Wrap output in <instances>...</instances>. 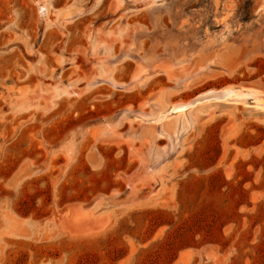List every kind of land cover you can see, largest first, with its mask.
Listing matches in <instances>:
<instances>
[{"label":"rangeland","instance_id":"374dc122","mask_svg":"<svg viewBox=\"0 0 264 264\" xmlns=\"http://www.w3.org/2000/svg\"><path fill=\"white\" fill-rule=\"evenodd\" d=\"M225 86L264 0H0V264H264V110L173 109Z\"/></svg>","mask_w":264,"mask_h":264},{"label":"bare ground","instance_id":"6f19581e","mask_svg":"<svg viewBox=\"0 0 264 264\" xmlns=\"http://www.w3.org/2000/svg\"><path fill=\"white\" fill-rule=\"evenodd\" d=\"M146 3L147 4H151V3L155 4L156 0H146ZM226 29H228V28H226ZM229 33L230 32H228L226 34V31H225L224 33H222L216 37V40L218 41L219 45H222L223 43L226 42V40L228 38L227 36ZM218 91H222V94L214 96L211 93L212 91L211 92H204V93H201L198 96H196L194 99L187 101L186 103H179V104L174 105L173 109H181V108L183 109V108L190 107L193 104H199V103H203V102H206L209 100H213L212 97L215 99H220L221 101L226 102L227 100H237L238 96H246V97L249 96L250 98L253 99L254 104L252 105V107H254L256 109L264 110V91H262V90H258V89L255 90L254 88H246V87L225 86V87H222L221 89H219ZM239 98H240V100H242L241 97H239ZM182 113L183 112H180L179 114H182ZM161 117L162 116H159L158 118L161 119Z\"/></svg>","mask_w":264,"mask_h":264},{"label":"water","instance_id":"95a60500","mask_svg":"<svg viewBox=\"0 0 264 264\" xmlns=\"http://www.w3.org/2000/svg\"><path fill=\"white\" fill-rule=\"evenodd\" d=\"M157 1V0H156ZM219 90V89H218ZM218 90H216V91H212L211 93L214 95V96H217V95H221L222 94V91H218ZM264 90V89H263ZM251 100L249 99V102H250Z\"/></svg>","mask_w":264,"mask_h":264}]
</instances>
